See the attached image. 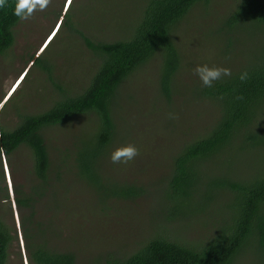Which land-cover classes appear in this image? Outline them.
<instances>
[{"label": "trees", "instance_id": "1", "mask_svg": "<svg viewBox=\"0 0 264 264\" xmlns=\"http://www.w3.org/2000/svg\"><path fill=\"white\" fill-rule=\"evenodd\" d=\"M115 1L122 6L130 2L140 7L128 35L115 40L93 41L87 37L75 26L77 21L67 17L70 5L62 15L58 13L62 17L60 25L66 23L95 60L87 84L72 91L60 82L54 83L59 96L48 109L25 115L13 129L0 128V155L9 158L19 147L28 148L37 185H45L52 178L57 182L64 170H70L95 189L103 201L136 199L143 192L131 183L109 179L99 169L100 159L104 157L107 162L116 134L114 107L127 95L128 88L124 90L123 83L131 82L136 71L158 59L154 65L156 80L165 100H170L178 83L176 73L181 61L177 26L196 3L206 0H138V4L136 0ZM238 3L221 23L226 47L231 50L238 44L234 32L240 28L257 34L261 46L256 43L253 55L244 64L232 66L230 74L221 75L211 87L199 83L190 89L192 99L208 100L215 112L202 133H193L188 141L168 152L169 171L164 184L158 187L161 196L156 199L157 211L164 215L163 228L159 227L133 251L109 255L101 263L239 264L246 257L253 264H264V0ZM14 5L15 0H5V6L0 7V56L12 50L15 42V27L21 19L13 14ZM41 67L48 73L51 70L45 64ZM241 72L247 73L243 80L238 78ZM80 117L91 125L76 135L75 143L55 166L46 145L47 129ZM254 156L257 162L252 171H239L243 166L240 159ZM33 187L31 193L35 198L40 194L35 190L37 186ZM1 196L6 199L7 193ZM32 200L29 193L15 198L18 209L29 208ZM199 215L210 216L215 223L213 233L204 239L185 241L182 236L164 232L166 226L181 230V221L189 222ZM9 230L0 218V264H5L9 256ZM24 232L33 263H75L73 253L52 250L41 229Z\"/></svg>", "mask_w": 264, "mask_h": 264}, {"label": "rangeland", "instance_id": "2", "mask_svg": "<svg viewBox=\"0 0 264 264\" xmlns=\"http://www.w3.org/2000/svg\"><path fill=\"white\" fill-rule=\"evenodd\" d=\"M65 2L48 0L43 9L36 6L15 27L13 49L0 56V128L3 130L17 127L25 115L48 109L59 96L54 83L60 82L66 89L76 91L87 84L94 72L91 51L77 34L68 30L66 23L59 24L50 42H44L56 22L62 21L58 13L62 15L68 9H64ZM238 2L201 1L182 18L176 31L181 60L176 73L178 83L170 93V100H165L156 80L154 65L158 59L136 71L128 85L123 83V89L128 88L127 95L114 107L117 129L110 152L130 143L138 149V154L126 163H113L109 157L105 162L103 157L99 169L109 179L142 188L138 198L103 201L95 189L70 170H64L59 181L52 178L39 186L32 173L28 148L19 147L9 158L0 155L3 175L0 218L12 237L5 264H35L27 252L25 229H41L52 250L75 255L74 264H103L101 261L109 255L129 253L150 239L159 227L163 228L164 215L157 211L156 199L161 196L158 187L164 184L169 171L168 152L188 141L193 133H202L215 112L208 100L192 99L190 89L200 83L193 69L201 64L228 69L242 65L253 55L256 43L261 46L257 34H248L245 31L250 30L240 28L234 32L238 44L231 50L226 47L221 23ZM69 5L67 17L77 21L75 26L93 41L126 37L140 9L136 4L125 2L122 6L115 0H71ZM43 64L51 67L49 73L43 71ZM83 118L47 129L46 145L55 166L75 143L76 135L91 125ZM239 162L243 165L239 171L249 174L257 160L255 156L243 157ZM35 185L40 195L33 198L31 189ZM16 192L31 195L29 208L18 209ZM2 193H7L6 199ZM181 223V230L166 226L164 232L190 241L210 236L215 227L210 216L202 215ZM240 261L239 264H253L246 257Z\"/></svg>", "mask_w": 264, "mask_h": 264}, {"label": "clouds", "instance_id": "3", "mask_svg": "<svg viewBox=\"0 0 264 264\" xmlns=\"http://www.w3.org/2000/svg\"><path fill=\"white\" fill-rule=\"evenodd\" d=\"M70 1L71 0H66L65 2V4H67L66 8L69 6ZM47 3L48 0H15V5L13 7V14L19 17L20 19H27L28 16L31 15V12L36 6L43 9L47 5ZM3 6H5V0H0V7ZM58 25L59 23L57 22L54 28L55 27L57 28ZM54 28L45 39L44 41L45 43L52 35V33H54L53 32ZM193 71L197 75L201 85L204 87H211L213 81L220 79L221 75L230 74L228 68L216 67V66L209 67L207 64L197 65L193 69ZM246 75H247L246 72H241L238 78L243 80L246 78ZM169 115L171 116L173 114H169ZM137 154H138V149L133 144L129 143L113 149L109 154V159L113 163H126L128 161H131ZM6 172H7V167H6Z\"/></svg>", "mask_w": 264, "mask_h": 264}, {"label": "bare ground", "instance_id": "4", "mask_svg": "<svg viewBox=\"0 0 264 264\" xmlns=\"http://www.w3.org/2000/svg\"><path fill=\"white\" fill-rule=\"evenodd\" d=\"M58 28H59V25L57 26V28H56V27L54 28V31H53L54 33H52L51 36H54V34H55L56 31L58 30ZM51 36H50V37H51ZM50 37H49V39H48L46 42H50V40L52 39V37H51V38H50ZM16 80H18V78H17ZM17 82H18V81H17ZM13 85H14V84H13ZM13 87H14V86H13ZM7 173H8V170H7ZM8 176H9V174H8ZM8 179H9V178H8ZM9 182H10V181H9ZM10 187H11V186H10Z\"/></svg>", "mask_w": 264, "mask_h": 264}, {"label": "flooded vegetation", "instance_id": "5", "mask_svg": "<svg viewBox=\"0 0 264 264\" xmlns=\"http://www.w3.org/2000/svg\"><path fill=\"white\" fill-rule=\"evenodd\" d=\"M66 6H67V4H65L64 7L66 8ZM65 8H64V9H65ZM56 23H57V22H56ZM58 23L60 24V22H58ZM55 25H56V24H55ZM55 25H54V26H55ZM53 28H54V27H53ZM53 28H52V30H53ZM52 30H51V31H52ZM51 31H50V33H51ZM50 33H49V34H50ZM75 34H76V33H75Z\"/></svg>", "mask_w": 264, "mask_h": 264}]
</instances>
